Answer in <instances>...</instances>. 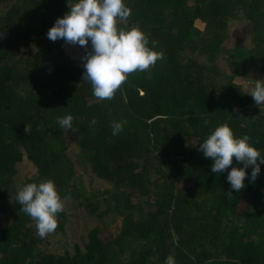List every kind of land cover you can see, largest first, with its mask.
I'll return each mask as SVG.
<instances>
[{
	"label": "trees",
	"instance_id": "16d2710c",
	"mask_svg": "<svg viewBox=\"0 0 264 264\" xmlns=\"http://www.w3.org/2000/svg\"><path fill=\"white\" fill-rule=\"evenodd\" d=\"M126 2L127 24L139 25L164 55L129 73L111 98L99 99L82 80L83 60L67 54L68 42L46 36L68 10L67 0H0V202L15 192V214L0 226V264H163L169 253L177 264H264V163L236 191L227 169L213 172L212 158L198 150L212 128L227 122L264 154V107L236 81L264 72V0ZM240 15L254 28V46L235 43L225 52L228 71L220 72L211 62L228 38L229 20ZM68 112L72 129L56 120ZM113 120L126 121L116 135ZM70 133L77 162L109 187L84 184L69 154ZM25 157L37 173L24 183L52 178L60 195L90 216H119V232L105 238L96 225L84 247L42 249L45 236L16 200ZM57 218L54 231H63L66 210Z\"/></svg>",
	"mask_w": 264,
	"mask_h": 264
},
{
	"label": "clouds",
	"instance_id": "9594fccd",
	"mask_svg": "<svg viewBox=\"0 0 264 264\" xmlns=\"http://www.w3.org/2000/svg\"><path fill=\"white\" fill-rule=\"evenodd\" d=\"M67 3L68 10L54 19L46 36L50 40L62 39L85 46L81 58L82 80L90 82L95 97L111 98L129 73L147 69L163 58V49L154 47L156 40L153 39V46H150L148 34L139 25L127 24L131 8L126 0H71L70 3L67 0ZM246 92L257 105L264 103V77L255 79ZM56 120L65 129L73 128L70 112L57 116ZM90 123H95V117ZM124 123L126 121L113 120L112 134L119 133ZM204 123L208 121L205 119ZM27 127L26 124L25 131ZM198 150L205 157L212 158L213 172L227 169L225 178L230 188L236 191L245 187V177L249 182L254 181L261 171V163H264V154L251 143L250 136L247 133L236 135L227 122L212 128L199 142ZM249 166L250 171H246ZM66 198L60 195L52 178L26 182L16 191L21 210L35 221L41 237L56 229L57 213L63 210ZM163 264H177L175 256L169 253Z\"/></svg>",
	"mask_w": 264,
	"mask_h": 264
},
{
	"label": "rangeland",
	"instance_id": "374dc122",
	"mask_svg": "<svg viewBox=\"0 0 264 264\" xmlns=\"http://www.w3.org/2000/svg\"><path fill=\"white\" fill-rule=\"evenodd\" d=\"M196 24L203 29L204 22L197 20ZM254 28L249 19L240 15L236 19H230L228 23V38L223 42L222 50L216 55L215 59L211 62L220 72L228 71V65L226 62V51L234 46L235 43H239L242 47L252 48ZM67 54L74 57L77 61H82L84 53L82 49L72 43L65 45ZM194 57L203 64L210 65L205 55ZM208 75L215 76V73L208 72ZM264 77V72H258L252 70L248 77L237 78V82L246 91H249L253 86L255 79ZM222 77H218L221 79ZM264 107V103L261 104ZM69 154L76 161V170L87 186V188L103 189L110 186V183L104 179L96 177L90 169L85 168L82 164L77 162L78 146L73 135L70 133L69 137ZM37 173L36 166L28 160L26 157L18 163V173L15 177L14 188L17 191L21 187L26 178L33 176ZM15 192L13 190L6 197L5 200L0 202V226L7 223L15 214V211L11 208V203L14 199ZM68 214V221L63 231H53L45 236L44 241L41 244V248L48 251L62 253L66 250L72 252L76 244L84 247L87 241V232L90 228L98 225L102 229V236L105 238L115 236L121 227V218L114 214L108 215L104 220L98 219L96 216H90L86 210L80 207L76 200L65 199L64 208ZM35 226V223H34Z\"/></svg>",
	"mask_w": 264,
	"mask_h": 264
}]
</instances>
